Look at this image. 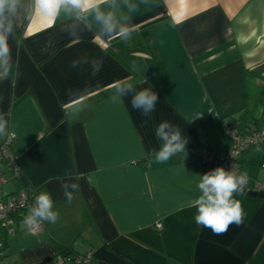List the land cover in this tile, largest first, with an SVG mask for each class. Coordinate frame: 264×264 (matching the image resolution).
I'll use <instances>...</instances> for the list:
<instances>
[{
    "label": "crops",
    "instance_id": "crops-1",
    "mask_svg": "<svg viewBox=\"0 0 264 264\" xmlns=\"http://www.w3.org/2000/svg\"><path fill=\"white\" fill-rule=\"evenodd\" d=\"M97 7L111 14L113 33L96 20ZM0 19L9 48L0 142L16 134L21 165L19 176L4 166V191L48 192L59 212L39 231L19 222L7 235L0 226V264H58L66 247L93 252L90 264H264V193L235 194L243 222L222 234L198 228L189 207L200 175L217 168L202 151L232 148L227 124L264 126V0H89L87 10L56 17L16 0ZM93 62H102L95 76ZM125 83L157 93L151 118L132 108L131 95L114 99ZM164 120L188 143L158 163L155 128ZM239 161L248 185L264 181V144ZM64 180L80 186L71 202Z\"/></svg>",
    "mask_w": 264,
    "mask_h": 264
},
{
    "label": "clouds",
    "instance_id": "clouds-1",
    "mask_svg": "<svg viewBox=\"0 0 264 264\" xmlns=\"http://www.w3.org/2000/svg\"><path fill=\"white\" fill-rule=\"evenodd\" d=\"M16 0H0V17L5 8L11 12L15 9ZM36 9L46 17H56L62 8L69 7L77 10H87L89 0H35ZM96 20L103 23L107 33L115 31L111 14L103 15L96 9ZM0 28H3V21L0 19ZM11 31V26L5 30ZM119 37L127 41L131 37V30L120 28L117 33ZM9 48L5 35L0 34V66L8 65ZM86 62V61H85ZM71 67L76 68L78 61H72ZM102 66V62L92 63V75L95 76ZM147 83V80L143 81ZM131 95V105L136 111L141 112L145 117L151 118L155 111L158 95L152 91V87L142 88L139 91L131 83L118 84L116 86V97L123 98ZM7 122L0 116V135L5 133ZM155 136L161 142L159 150L153 149L152 154L158 163H165L178 153L185 152L188 143L182 135L181 129L167 120L161 121L155 128ZM196 188L198 195L189 202V207L196 208L194 216L198 228H209L215 234L226 232L231 224L239 226L243 222L244 210L239 200L234 198L235 194L242 195L247 177L237 175L234 171H226L223 167H217L203 175H200ZM60 187L64 197L71 202L75 194L79 192V184L61 181ZM59 218V212L54 210V202L48 192H41L35 198L34 206L28 209L23 223L29 231L34 230L42 222L55 223Z\"/></svg>",
    "mask_w": 264,
    "mask_h": 264
},
{
    "label": "built area",
    "instance_id": "built-area-1",
    "mask_svg": "<svg viewBox=\"0 0 264 264\" xmlns=\"http://www.w3.org/2000/svg\"><path fill=\"white\" fill-rule=\"evenodd\" d=\"M230 137L233 139V146L229 151L224 153H216L204 149L202 151L203 162L209 166L223 167L226 171H234L237 175L241 173L240 154L248 147H259L264 144V126H253L250 130L242 132L236 125H228ZM7 140L0 142V226L3 227L7 235H14L16 226L19 222H23L28 209L35 204V198L38 196L33 189L19 190L15 192H5L4 185L8 181L7 172L3 171L4 166L8 165L16 176L21 173V165L19 163L18 154L14 149L16 134L9 133ZM264 167V163L262 165ZM246 176V175H245ZM247 177V176H246ZM249 177H247L244 189H253L258 193H264V181L255 180L252 186L248 185ZM43 228V222L34 228L33 231H39ZM157 228L162 230V223L157 224ZM5 241L0 239V258L3 257L5 250ZM92 252L85 255H79L74 264H89L92 260ZM63 262V259H61ZM60 263V262H59ZM4 264H10L4 262Z\"/></svg>",
    "mask_w": 264,
    "mask_h": 264
},
{
    "label": "trees",
    "instance_id": "trees-1",
    "mask_svg": "<svg viewBox=\"0 0 264 264\" xmlns=\"http://www.w3.org/2000/svg\"><path fill=\"white\" fill-rule=\"evenodd\" d=\"M234 124V123H233ZM231 125V124H229ZM236 127L238 128H242V126L239 124L238 126L236 125ZM5 243V242H4ZM5 248H6V243H5ZM82 255V253L76 252L75 249H73L72 247H66L65 249H63L61 252H59L58 256H65L68 259L67 260H73L75 259L77 256ZM69 256V257H68ZM91 263V262H90ZM60 264V263H58Z\"/></svg>",
    "mask_w": 264,
    "mask_h": 264
},
{
    "label": "rangeland",
    "instance_id": "rangeland-1",
    "mask_svg": "<svg viewBox=\"0 0 264 264\" xmlns=\"http://www.w3.org/2000/svg\"><path fill=\"white\" fill-rule=\"evenodd\" d=\"M82 255H84V254H82ZM92 256H94V254H93V252H92ZM69 257V256H68ZM78 257V256H77ZM76 257V258H77ZM58 261H57V263H59L60 262V264H74V260L76 259H73V260H67L68 258L67 257H65V256H58ZM61 259H63V262H61ZM92 259H93V257H92ZM92 261V260H91ZM90 264V263H89Z\"/></svg>",
    "mask_w": 264,
    "mask_h": 264
}]
</instances>
